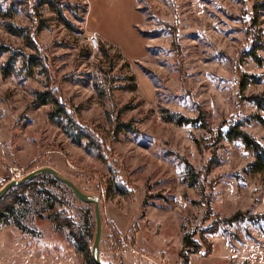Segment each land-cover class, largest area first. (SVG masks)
<instances>
[{
  "label": "rangeland",
  "instance_id": "374dc122",
  "mask_svg": "<svg viewBox=\"0 0 264 264\" xmlns=\"http://www.w3.org/2000/svg\"><path fill=\"white\" fill-rule=\"evenodd\" d=\"M49 1L0 0L32 48L1 18L0 47L39 61L28 72L18 56L4 76L10 52L0 55V190L14 170L51 168L96 197L102 264H182L185 235L201 246L188 264H264V172L227 137L239 124L264 149V109L250 100L264 93V0ZM45 91L76 110L98 148L38 105ZM200 114L208 131L167 121ZM41 177L40 193L0 224V264H88L46 213L47 193L63 197L90 249L93 205ZM236 212L247 216L221 223Z\"/></svg>",
  "mask_w": 264,
  "mask_h": 264
},
{
  "label": "trees",
  "instance_id": "16d2710c",
  "mask_svg": "<svg viewBox=\"0 0 264 264\" xmlns=\"http://www.w3.org/2000/svg\"><path fill=\"white\" fill-rule=\"evenodd\" d=\"M42 4H49L50 7H53L49 0H43ZM54 11L56 13H59L57 9L54 7ZM60 14V13H59ZM0 18L3 21V27L4 29L11 35L16 37H21L26 40V44L30 48H32V43L30 41L29 33L26 29L14 26L12 23H10L8 20L12 18V12L11 10L2 9V6L0 4ZM175 41V36L173 37V42ZM101 51L103 53H106L105 49L103 47H100ZM259 49V47H257ZM8 53L10 52L9 59L6 62V66L3 69V75L4 76H10V73L14 71V64L17 61V57L20 56L23 60L22 68H27L28 72H32V68H37L39 66V61L35 56H29L25 57L24 55H17L13 51H10V49L2 48L0 47V55L2 53ZM254 59H256L255 55L251 54ZM243 85V83L241 84ZM243 87V86H242ZM134 86L131 87V90H134ZM251 102L256 103L257 106L264 109V93L259 96H254L250 98ZM37 101L39 106H47L52 105L54 109V118L55 117H62L66 119L68 124L71 126L72 131L75 133V139L74 141L76 143H79L81 139H85L89 141V144L92 146H97L98 142H94V139L91 137V134L88 131H85L83 126H81L79 121V115L77 114L76 110L71 111L73 109L72 107H66L63 104H60L58 99L55 98L53 92L45 91L42 93L37 94ZM204 114L198 115V117L194 120H186L183 117H167V121L170 123H174L177 126H184V125H191V124H200L201 128L208 131L209 127L205 123V118L203 116ZM259 121H261L260 118H258ZM127 129L128 127L125 126ZM221 137V136H220ZM227 137L229 140H235L240 139L241 142L244 144L246 149H251L256 154L255 156V163L251 166V171L254 174H261L264 172V149L254 140L252 139L248 134H246L243 130H241V126L239 124L232 125L229 127ZM90 145V146H91ZM33 165H31L32 167ZM51 177V176H50ZM42 177L37 176L33 180L26 182L22 184L21 186L11 189L1 200H0V224H7V218L10 216H13L15 206L20 202L21 197L28 194L30 197H34L35 195L39 194L40 191L36 185V181L40 180ZM121 194L125 195L123 191H120ZM48 198L50 200L49 207L46 211L47 214L53 217V224L54 226L66 229L69 236L72 238L75 248L77 251H82L85 253L86 261L88 264H95L92 256H91V249L89 247L90 242V235L85 234L81 231V229L76 226L70 219H68L66 212L64 211V208L68 205L66 201L63 199L62 196L55 195V194H49L47 193ZM247 216L246 213L242 212H236L234 215L229 217L228 219L222 220L221 223L223 225H231L235 222L242 221L243 218ZM220 222H216L212 229L210 231L213 233L217 231L218 225ZM94 241V239H93ZM205 243V240H204ZM201 246L194 242L189 235H185L183 238V247L180 251L179 257L182 260V264H188L189 263V257L191 255H196L200 252ZM208 252H210V249H208Z\"/></svg>",
  "mask_w": 264,
  "mask_h": 264
},
{
  "label": "water",
  "instance_id": "95a60500",
  "mask_svg": "<svg viewBox=\"0 0 264 264\" xmlns=\"http://www.w3.org/2000/svg\"><path fill=\"white\" fill-rule=\"evenodd\" d=\"M49 175L59 183L65 185L71 193L81 202L93 205L94 209V219H95V233L94 241L91 250V256L95 264H102L99 259V244L101 239V214L99 207V200L96 197H89L80 191L72 182L67 179L62 178L55 170L51 168H40L35 171L30 172L25 175L22 179L18 181H10L3 186L0 190V200L11 190L21 186L22 184L33 180L37 176Z\"/></svg>",
  "mask_w": 264,
  "mask_h": 264
},
{
  "label": "built area",
  "instance_id": "2783aa9c",
  "mask_svg": "<svg viewBox=\"0 0 264 264\" xmlns=\"http://www.w3.org/2000/svg\"><path fill=\"white\" fill-rule=\"evenodd\" d=\"M88 44L91 47H96L97 46V39L94 38V37L88 39ZM17 172H18L17 170L12 171V174L14 175L12 179L15 180V181H18V180L22 179L21 175L19 173H17Z\"/></svg>",
  "mask_w": 264,
  "mask_h": 264
}]
</instances>
